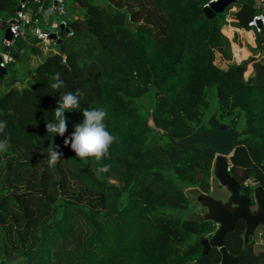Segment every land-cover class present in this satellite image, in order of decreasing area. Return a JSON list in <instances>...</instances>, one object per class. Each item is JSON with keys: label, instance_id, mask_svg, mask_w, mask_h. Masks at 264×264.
<instances>
[{"label": "trees", "instance_id": "trees-1", "mask_svg": "<svg viewBox=\"0 0 264 264\" xmlns=\"http://www.w3.org/2000/svg\"><path fill=\"white\" fill-rule=\"evenodd\" d=\"M49 1L28 3L37 10ZM77 1L75 9L67 4L73 35L59 30L64 40L56 50L45 53L28 29L7 51L13 60L0 76L8 86L0 89V121L7 122L0 139L9 143L0 153V264H220V250L204 256L202 244L217 225L192 214L187 194L210 193L215 152L207 143L181 148L173 141L202 128L209 135L207 119L216 115L240 133L230 163L241 193H252L251 177L264 185V57L226 68L216 62L218 54L233 60L223 32L229 11L238 6L234 25L251 28L257 9L242 0L208 17L210 0ZM20 6L0 0L4 29ZM257 41L264 44L260 34ZM29 52L42 53L36 66ZM57 72L61 92L81 93L80 110L65 113L64 137L46 128L60 100L49 87ZM152 90L147 113L140 99ZM85 108H104L118 138L100 178V164L64 143ZM50 144L63 153L54 168ZM245 227L240 220L225 246L239 264H264V241L252 237L244 247Z\"/></svg>", "mask_w": 264, "mask_h": 264}, {"label": "water", "instance_id": "water-1", "mask_svg": "<svg viewBox=\"0 0 264 264\" xmlns=\"http://www.w3.org/2000/svg\"><path fill=\"white\" fill-rule=\"evenodd\" d=\"M236 1L216 0L210 6H205L204 12L208 17H213L224 12ZM247 2L251 4L252 0H247ZM127 24L133 30L135 29V24H132L129 20ZM259 25H262L261 21H259ZM61 30H64L62 26ZM45 31L48 32V30ZM5 39L13 40V34L9 28L5 30ZM49 39L55 40L57 44H61L64 40L56 32H50ZM8 49L9 47L6 46L4 51L7 52ZM57 57L60 61H65V56L58 52ZM5 73H7V68L0 64V76L2 77ZM208 124L213 131L211 135H207L206 130L202 128L198 134L173 142L181 148L191 143H207L215 152L212 178L219 182L225 193L216 195L196 188L192 189L194 190V202L205 210L203 214L199 215L200 221L211 220L217 225L211 236L202 239L203 254L206 256L210 249L215 247L222 254L220 264H239V259L231 255L225 246V237L228 233L235 231L240 220H244L246 227L243 238L244 247H247L256 229L260 225H264V185L261 181H255L251 177L252 194L241 193V184L233 176L230 163L240 133L236 128H231L226 123L219 122L216 115L211 116ZM201 260L204 262L205 258Z\"/></svg>", "mask_w": 264, "mask_h": 264}, {"label": "clouds", "instance_id": "clouds-1", "mask_svg": "<svg viewBox=\"0 0 264 264\" xmlns=\"http://www.w3.org/2000/svg\"><path fill=\"white\" fill-rule=\"evenodd\" d=\"M53 81L49 87L55 91H60L64 87V81L60 77V73H54L51 76ZM81 93L61 92L58 106L54 111L55 122L46 124L47 132L55 136L56 134L64 137L68 121L66 112L80 110ZM83 111V120L75 125V130L65 138V145H70L75 152L76 157L85 162L94 161L101 166L96 168L98 178L100 174L110 170L111 165L102 164L101 162L110 158V149L114 143L118 142V138L114 136L107 128L105 123L108 116L104 108H85ZM7 129V122L0 121V135H4ZM9 148L7 138L0 139V153H6ZM63 153L58 150L57 145L50 144L48 147V166L54 168L59 162Z\"/></svg>", "mask_w": 264, "mask_h": 264}, {"label": "built area", "instance_id": "built-area-1", "mask_svg": "<svg viewBox=\"0 0 264 264\" xmlns=\"http://www.w3.org/2000/svg\"><path fill=\"white\" fill-rule=\"evenodd\" d=\"M29 1L41 2L42 0H21L20 10L17 11L14 18L9 20V25L7 27L13 34V39L14 37L23 35L26 30L29 29L31 33L39 39L37 44H39L44 51L50 52L54 50V45L57 44L55 40L49 39L50 32H56L60 36L59 30H61L62 26L64 29L69 31V35H73V31L69 28L71 15L69 13L66 0H50L55 12L60 17V20L49 22V26L47 27H43L41 25V21H45V18L42 16V7L36 10L34 7L29 5ZM214 1L216 0H210L205 4V6H210V4ZM259 21H261L262 25H259ZM248 25L251 28H254L258 33L263 32L264 14L255 15L248 22ZM5 30L6 29L1 26L0 21V33ZM45 30H48V32ZM12 41L4 39L5 46L9 47L12 44ZM12 60L13 57L8 52L4 51L1 54L0 64L1 66L6 67V65Z\"/></svg>", "mask_w": 264, "mask_h": 264}, {"label": "crops", "instance_id": "crops-1", "mask_svg": "<svg viewBox=\"0 0 264 264\" xmlns=\"http://www.w3.org/2000/svg\"><path fill=\"white\" fill-rule=\"evenodd\" d=\"M238 1L241 2L242 0H237L236 2ZM250 5L257 9L258 14H264V0H252ZM237 10H238V6H234L229 11L228 23L223 28L224 34L231 41L232 51H233L232 61L229 62L223 60L224 66L222 67L224 68H226L229 63L241 62L242 60L247 59L253 55L257 59H261L264 57V44L259 46L257 41V37L259 36V34L264 39V27H263V32L258 33L254 28L240 27L238 25H234V23L237 22L238 19L235 18L233 13L236 12ZM42 16L43 18H45L44 27L49 26L48 25L49 22H53L56 20L55 17H57L58 15L54 10L51 1H49L46 6L42 7ZM32 44L33 43L29 41V45ZM253 48H255L256 50L253 51ZM29 55L32 66H36L42 60V56H43L42 53L38 54L34 52H29ZM218 58H220L219 54H218ZM252 70H253V65L250 64L246 75H248Z\"/></svg>", "mask_w": 264, "mask_h": 264}, {"label": "rangeland", "instance_id": "rangeland-1", "mask_svg": "<svg viewBox=\"0 0 264 264\" xmlns=\"http://www.w3.org/2000/svg\"><path fill=\"white\" fill-rule=\"evenodd\" d=\"M66 2L73 9H75V7L78 6V1L77 0H66ZM76 14H78V13H76ZM75 16H79V15H75ZM72 17H74V15H72ZM55 19L56 20H60V17L57 16V17H55ZM4 38H5V31L0 33V57H1V54L3 53V51H4V46H5L4 45ZM54 50H56V45H54ZM45 52H47V51H45ZM216 62H217L218 65L224 66V61L221 60L220 58H217ZM5 82H7V81H5ZM7 88H8V86H7L6 83L3 84V85H0V89L1 90H6ZM153 93H154V90H152L151 95L147 94L146 96H144L143 98L140 99V102L144 106V108L147 111V113H150L152 111V109H153L152 108L153 101H154L153 98H152ZM209 119L210 118L207 119V123L209 122ZM210 193L211 194L213 193V194H216V195H220V194H224L225 193L224 188L219 184V182L216 179H213V178H212V187H211ZM187 194H188V197L190 198L192 206H193L192 214L194 216H199L200 214H203L205 212V210L203 208L199 207L193 200L194 190L189 189L187 191ZM260 233H262V234H260ZM253 237H255L257 239V242L258 241H264V225H260L256 229V232L253 235ZM257 248L260 249V248H263V246H258ZM15 260H16V258L9 259V261L12 262V263L15 262Z\"/></svg>", "mask_w": 264, "mask_h": 264}, {"label": "flooded vegetation", "instance_id": "flooded-vegetation-1", "mask_svg": "<svg viewBox=\"0 0 264 264\" xmlns=\"http://www.w3.org/2000/svg\"><path fill=\"white\" fill-rule=\"evenodd\" d=\"M211 128V127H210ZM212 130V129H211ZM213 133V131H211V133L209 134V135H211ZM252 192V191H251ZM252 194V193H251ZM251 194H249V195H251Z\"/></svg>", "mask_w": 264, "mask_h": 264}]
</instances>
